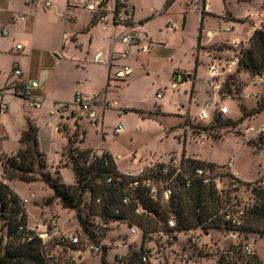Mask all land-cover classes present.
<instances>
[{
  "label": "rangeland",
  "instance_id": "374dc122",
  "mask_svg": "<svg viewBox=\"0 0 264 264\" xmlns=\"http://www.w3.org/2000/svg\"><path fill=\"white\" fill-rule=\"evenodd\" d=\"M53 1L55 5L51 9L41 5L32 7L33 15L41 22L37 31L41 39L50 36L47 21L55 25L60 22L61 17L55 15V10L57 5L62 7L65 0ZM131 1L134 5L135 27L146 36V43L150 46L147 52L134 46L129 58L121 61L133 68L131 75L122 79L111 76L110 84L106 86L107 69L98 65L92 56L94 52L106 48L103 39L105 32L101 24L88 26L87 9H78L74 22L84 42L83 51L75 49L69 42L72 26L68 24L65 43L71 50V57L67 56L68 52L59 51H54L49 57L52 63L60 61L56 70L65 86L63 94L66 98L71 96L73 87L82 83L78 87L81 91L103 94L102 100L115 101L117 105L105 110L96 106L100 117L98 125L83 116L79 124L81 129L70 121L65 130L62 119L59 120L61 123L56 121L55 114L43 108H33V125L38 129L40 148L47 154V170L56 175V170L65 166L61 173L62 181L66 184L75 182L67 146L57 167L53 163L58 157L56 149L68 143V137L73 139L75 145L83 138L85 130V144L82 145L92 147L97 153L108 149L115 155L116 165L121 172L138 169L141 165L139 159L151 160L148 166L160 161L168 163L174 154L180 157L185 154L214 163L215 170L221 171L233 156L231 170L239 174L241 186L233 192L231 207L238 214L242 210L245 212L255 201L249 183L254 184L264 176V134L259 131L264 123V110L247 116L242 105L248 110L257 108L259 100L264 99V84L258 82L261 75L237 72L235 67L223 73L221 89H212L209 64L213 61L227 64L238 54V50L248 47L254 29L264 27V0H175L167 9V0ZM10 2L0 0V9L10 7ZM15 3L21 5L22 1L16 0ZM202 10L208 14L205 13L201 30ZM228 27L232 30L225 31ZM122 29L118 27L119 32ZM91 36L93 44L88 55L87 42ZM237 37L241 40L238 48L229 43ZM0 41L3 40L0 38ZM175 71L191 74L192 77L185 84L172 89ZM159 91L165 94L157 97ZM243 94L250 95L246 98ZM209 104L217 107L226 105L229 111L222 114L223 118L232 120L233 125L210 127L216 108L207 106ZM205 107L209 117L202 120L200 112ZM119 124L124 125V130L116 133L115 127ZM57 125L63 131L58 132L55 129ZM251 127L254 129L247 130ZM199 136L204 137L202 142ZM8 141L15 144L13 138ZM14 155H0L1 177L6 176V159ZM229 179L226 176L225 182ZM4 182L21 199L25 196L30 198L26 204L30 228L35 229L50 214H55L59 232L79 234L83 239V243L77 245L47 239V256L57 258L61 264H102L104 254L110 263H114L118 256L127 254L130 249H140L142 244L150 251L151 259L159 264H191L194 261L199 264H218L220 254L236 241L220 228L209 229V234H205L201 228L167 232L157 220L149 225V229L154 231L146 237L137 221H131L130 224L123 219L111 218L105 223L99 215L91 213L89 191L85 192L87 204L82 206L83 215L88 218L89 230H85L79 223L75 209L65 206L58 198L48 202L54 190L41 178L34 182L19 177L6 178ZM1 207L0 202V255L5 253L8 232ZM132 225L137 226L136 233H131ZM195 233L203 237L196 245L192 244L190 238ZM55 236L51 235L50 238ZM87 239L100 245L102 250L98 253L89 251L88 244H85ZM247 240L253 244L260 259L264 260V235L252 232Z\"/></svg>",
  "mask_w": 264,
  "mask_h": 264
},
{
  "label": "trees",
  "instance_id": "16d2710c",
  "mask_svg": "<svg viewBox=\"0 0 264 264\" xmlns=\"http://www.w3.org/2000/svg\"><path fill=\"white\" fill-rule=\"evenodd\" d=\"M174 1L167 0L166 9ZM205 13L206 11L202 10L201 30ZM236 71H244L252 75L264 73V27L257 28L249 38L248 47L241 50ZM187 77L188 75L184 73V81L188 79ZM242 106L245 115L252 116L255 112L264 110V99L259 100L258 107L253 110H248L245 105ZM210 123V127L226 126L231 123L233 125L232 120L223 118L218 111H214ZM21 142L23 147L5 161V178L19 177L28 182L41 178L54 190V195L48 199V202L51 203L58 198L65 206L75 209L79 223L85 230H89L88 218L84 217L82 206L87 204L85 192L89 191V209L91 213L99 215L105 223L111 218L123 219L130 224L131 221H137L146 237L148 233L154 231L149 229V225L154 224L155 220L162 223L161 227L167 232L201 228L205 234H209V229L220 228L228 236L234 230L238 232V238L235 239V244L230 245L220 254L218 264H264V260L260 259L255 249L249 257H246L243 251L250 233L264 235V186L249 183L255 201L241 215V224L235 225L225 218V214L227 211L238 214L231 206L234 200L233 192L239 188L219 190L212 183H206L194 174L198 167L215 168L214 163L183 157L185 169L191 175L190 182L180 174L175 176L173 194L170 200L166 201L161 193L158 199H153L146 193L145 188L131 186L130 177L119 171L116 162L106 151L95 161H90L89 157L93 151L74 146L73 139L69 137L67 155L75 173V183L66 184L62 181L58 169L56 175L47 170V154L39 149L38 129L33 124H29ZM163 165L164 163L158 162L152 168V173L158 179H161L160 169ZM119 175L122 176L121 180L116 179ZM109 177H113L114 180L109 182ZM125 194L131 196L128 204L123 202ZM0 202L1 215L4 216L8 229L6 249L5 253L0 255V264H45L48 259L47 245L49 241H58L57 238L43 243V240L36 235L32 240H28L29 234L35 231L28 227L22 199L2 180H0ZM137 208L142 209V213H137ZM170 218H174L175 226L169 225ZM150 258V251L142 244L140 249H130L127 254L118 256L114 263H110L104 254L102 264H156Z\"/></svg>",
  "mask_w": 264,
  "mask_h": 264
},
{
  "label": "built area",
  "instance_id": "2783aa9c",
  "mask_svg": "<svg viewBox=\"0 0 264 264\" xmlns=\"http://www.w3.org/2000/svg\"><path fill=\"white\" fill-rule=\"evenodd\" d=\"M26 4H35L41 5L45 8L50 7L52 2L50 0H45L40 2L39 0H24ZM79 6L85 8L92 12L96 18L102 23L103 29H107L110 22H113L117 25H120L123 29L117 34L116 38L120 39V41L124 44V49L121 52H116L112 50L109 54H106L103 50L97 51L93 59L96 63L105 64L109 68V80H111V76H115L116 78H125L129 76L133 72V68L126 62H121L128 58L131 48L134 45L139 47L141 51H147L150 46L146 43V36L136 29L135 21H134V5L131 0H73V2L69 3V6ZM25 13H21L19 16H13L11 18L12 22H17L19 19L26 18ZM64 17L67 20L73 19L72 13L67 10L64 14ZM171 27H175L172 25ZM257 27L254 29V31ZM232 28L228 27L225 31H231ZM0 31L2 34H8L9 30L7 27H1ZM231 43L234 47L238 48L241 44V40L239 38H235ZM24 45L22 43H18L14 46L13 51L15 53H19L23 50ZM241 50H238V54L233 56L231 60H228L229 63L221 64V62L213 61L209 64V73H210V81L212 84V89H221L222 85V75L226 71H231L233 68L237 67L239 61V54ZM120 62H119V61ZM228 65V66H227ZM225 67V68H222ZM14 74L16 76L15 81L13 82V89L16 95H20L25 97L30 102L31 106L39 107L42 104L43 98L37 96L34 93V90L39 87V82L37 80H30L24 77V73L20 68L18 63L14 64L13 68ZM262 78L258 80L260 84H264V73L261 75ZM184 82V73L176 71L173 75V79L171 82V88L175 89L180 84ZM164 91H159L157 93V97H162L164 95ZM250 94H245L246 97H249ZM102 94H90L86 91H77L73 104L77 105L80 109V114L88 117L90 120H98L99 114L96 109V105L101 102V107L103 110L115 107L117 103L111 100H102ZM68 104L65 103L63 106L68 107ZM207 106H213L216 108L214 111H218L221 114H225L229 111V108L226 105L215 106L213 104H209ZM8 110V103L4 100L0 99V114L6 113ZM209 117V112L207 107L203 108L200 112V119L205 120ZM254 128H248L247 130H253ZM124 130V125L119 124L115 127L116 133H121ZM261 134H264V123L261 125L259 129ZM204 137L199 136V141H203ZM109 153L111 159L115 161V155H113L110 151L105 150ZM97 153L92 152L89 159L90 161H95L98 157H101L104 152ZM0 155H2L0 153ZM184 157V156H183ZM183 157H180L177 154L171 156V159L168 163L164 162V165L160 169L161 179L156 178V176L152 173V168L156 164H152L151 166H143L136 170H127L124 173L126 176H129L131 181L130 185L133 187H143L146 190V193L153 199H158L161 193V196L164 200L169 201L170 197L173 194V187L175 184V176L182 175L187 182H190L191 175L186 171L185 166L183 164ZM234 163V157L232 156L229 159L228 164L222 168V170L217 171L215 168H210L208 166L198 167L195 169L194 174L203 179L206 183H212L217 189L221 190L224 188H232L236 189L241 186V179L237 172L231 170V167ZM230 177L228 182H225V177ZM117 180H121L122 176L119 175L116 177ZM113 177H109L108 181H113ZM258 186H264V176L256 182ZM161 191V192H160ZM30 201L28 196L22 198V204L26 211V204ZM131 196L130 194H125L123 196V202L125 204L130 203ZM137 213H142V209L137 208ZM244 211H240L239 214H234L232 211H227L225 214V218L232 221L235 225H240L242 222L241 215ZM22 215V214H21ZM170 226H175L174 218H170L168 221ZM29 227V226H28ZM30 228V227H29ZM34 230V233L29 234L28 240H32L34 236H39L43 243L47 242V239L52 240L54 238H50L51 235H56L55 238L61 244H81L83 243V239L79 234H72L66 232H59L58 229V217L55 214H50L47 217L45 222H41ZM137 226H130L131 233H136ZM229 238L233 240L238 238L237 231H231L228 234ZM192 244H198L201 242L203 238L201 235L192 234L190 236ZM85 244H88V250L94 251L96 253L102 250V247L91 240H86ZM243 251L246 257H249L254 252L253 244L249 241L245 243L243 246ZM48 257V256H47ZM151 259V258H150ZM152 262H154L151 259ZM156 263V262H154ZM45 264H61L58 263L57 258L48 257L47 262ZM159 264V263H156ZM191 264H199L198 262H193ZM263 264V263H261Z\"/></svg>",
  "mask_w": 264,
  "mask_h": 264
},
{
  "label": "crops",
  "instance_id": "0c3cea01",
  "mask_svg": "<svg viewBox=\"0 0 264 264\" xmlns=\"http://www.w3.org/2000/svg\"><path fill=\"white\" fill-rule=\"evenodd\" d=\"M9 1H11L10 7L6 9H0V19L2 20V22H0V26L1 27L5 26L9 30L8 34L6 35L2 34L0 31V36H1L0 38L3 40L0 41V99L8 103L7 112L4 114H0V117L2 118L0 121L2 122L0 125L1 154L2 153L15 154L20 148L23 147L21 138L24 132L28 129L29 124L30 123L33 124L34 122V117L32 116V111H31L33 108H43L47 110L50 114H55L56 121L60 122L59 120L62 119L61 122L63 124L64 130L68 125H70V121H73L76 124V126H78V128L81 129L79 124L83 118L82 115L80 114L79 107L72 103L76 92L81 91V89H78V87L82 83H78L79 84L78 86L73 87L71 96L69 98H66L63 94L64 92L63 89L65 86L62 84V81L60 80L61 77L58 76L60 74L57 73L56 70L59 66L58 63L60 61L52 63L49 60V57L53 54L54 51H59L62 53L64 52L65 54H67L68 52L67 56L68 57L70 56L69 52L71 50L65 43L66 34H67L66 26L68 24L72 26V32H71L72 34L69 36L70 37L69 42L72 43L75 49H80L79 51H83L81 48L84 47V42L82 41V38L78 33L79 32L78 28L74 26V22L77 19L76 12L78 11V9H82L84 11H86V9L79 6H72V5L69 6V3L73 2V0H65L62 7L60 5H57V8L55 10V15L57 14L59 17H61L60 22L55 25L53 23H50V21H47L46 26H47V31L50 33V36L49 38L41 39L37 36V31L39 29V26L41 25V22H39L37 18H35V16L33 15L34 11L32 7L35 4H26L24 0H21L22 4L19 5L15 3L16 0H9ZM50 1L52 2V5L50 7H47L48 9L49 8L51 9L55 5V1L53 0ZM67 10H69L72 13L73 19L67 20L64 17V14ZM87 12H88V18H87L88 26L94 27L99 24H101L102 26V23L96 18V16L92 12H90L89 10H87ZM21 13H25L27 15L25 19H19L17 22L11 21V18L13 16H19ZM118 27L121 28L120 25L110 22L107 29H103V27L101 28L106 34V35L104 34L105 37L103 38L104 41L106 42L105 43L106 48L104 49V52L106 54H109L112 50H115L118 53L124 49V44L120 41V39L116 38L119 32ZM18 43H22L24 45V48L21 52L15 53L13 51V48ZM152 43H154L153 40ZM87 44L89 48L87 49L86 53L90 55L91 54L90 46L93 44V36L89 38ZM134 46H132V48ZM149 49L147 51H149ZM96 52H94L92 56H94ZM56 56L59 57L58 55ZM15 63L19 64L20 68L24 73L25 78L30 80H37L39 82V87L34 90V93L37 96L43 98L40 107L31 106L28 99L15 94L13 89V82L16 79V76L13 71ZM98 65H101L102 67L107 69L108 81L106 86H109L110 80H109L108 66L99 63ZM53 74H56L57 76H53ZM191 77H192L191 74H188L187 77L188 79L183 83L185 84L188 80L191 79ZM106 89L104 92H106ZM243 97H246L245 94H243ZM65 103L68 104L67 105L68 107L63 106ZM96 106H101V105L97 104ZM99 120L100 117L98 120H94V121L90 120V121L98 125ZM55 129L58 132L63 131L60 128V125H57ZM86 132H87L86 130L83 132L84 135L83 138L80 139L78 143L76 142L74 146L79 147L80 149H91L93 152H96L92 147H84L85 145H82V143L85 144ZM10 138L14 139L15 144H11L8 141L10 140ZM38 142H39V149L45 152L43 149L40 148L41 146H40L39 134H38ZM67 144L68 143L63 144L61 148L56 149V153L58 154L57 155L58 157L56 161L53 163L54 167H57V164L60 163V160L63 157L64 149L67 146ZM105 150L108 151V149H104L103 151ZM183 156L187 157L185 156V154ZM197 158L199 157L197 156ZM150 161L151 160L143 161L142 159H139V163L141 165H139L138 168L147 166L149 163H151ZM160 162L164 163V161H160ZM63 167L65 166L59 168L60 173H62ZM0 179L2 181H5L6 178L0 176Z\"/></svg>",
  "mask_w": 264,
  "mask_h": 264
}]
</instances>
